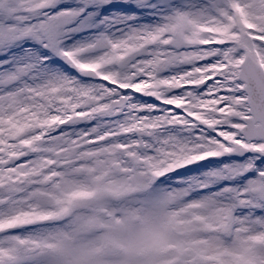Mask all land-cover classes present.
Listing matches in <instances>:
<instances>
[{
  "label": "snow or ice",
  "instance_id": "1",
  "mask_svg": "<svg viewBox=\"0 0 264 264\" xmlns=\"http://www.w3.org/2000/svg\"><path fill=\"white\" fill-rule=\"evenodd\" d=\"M0 264H264V0H0Z\"/></svg>",
  "mask_w": 264,
  "mask_h": 264
}]
</instances>
